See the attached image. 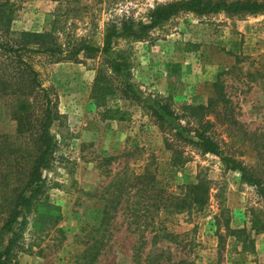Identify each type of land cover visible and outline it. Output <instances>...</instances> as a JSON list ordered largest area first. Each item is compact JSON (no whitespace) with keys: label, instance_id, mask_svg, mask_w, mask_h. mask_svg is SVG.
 <instances>
[{"label":"rangeland","instance_id":"1","mask_svg":"<svg viewBox=\"0 0 264 264\" xmlns=\"http://www.w3.org/2000/svg\"><path fill=\"white\" fill-rule=\"evenodd\" d=\"M11 1L17 7L10 23L12 38L20 37L22 31L52 29L65 44L86 40L102 46L112 24L147 22L156 6L176 0ZM114 46L129 61V81L177 113L206 104L215 95L214 83L221 74L237 123L226 125L216 119V137L226 154L247 165L259 162L256 145L264 151V11L177 12L138 38L118 37ZM23 57L53 92L58 117L52 133L59 146L43 170L45 191L27 216L14 261L77 264L88 244V232L101 223L110 182L120 175L131 182L147 168L176 195L184 192V185L208 179L209 199L200 210L152 214L150 202L132 188L109 219L107 243L93 264H132L142 234L143 257L158 250L163 258H186L193 264L264 263V232L252 231L250 221L251 207L264 212V199L239 171H226L217 156L177 139L144 100L129 99L122 89L123 76L111 71L103 57L83 52L75 59L59 61L44 53L24 52ZM0 61L9 65L4 56ZM100 86L104 89L98 90ZM17 99L0 86V229L11 198L27 180L35 148L31 135L18 131L13 116ZM34 99L30 96L32 123L40 112ZM113 107L127 110L129 119L105 118L104 110ZM208 118L213 120V115ZM132 209L136 212L131 217ZM153 226L176 236L154 243ZM240 228H246L254 241L245 252L244 233L241 239L231 233ZM220 236L223 248L219 252Z\"/></svg>","mask_w":264,"mask_h":264},{"label":"trees","instance_id":"2","mask_svg":"<svg viewBox=\"0 0 264 264\" xmlns=\"http://www.w3.org/2000/svg\"><path fill=\"white\" fill-rule=\"evenodd\" d=\"M16 9L15 3L11 0H0V56H4L10 65L0 61V86L6 93L17 95V105L13 116L17 120L18 131L22 134H30V140L35 148L34 155L30 154L32 160L26 174L27 180L19 192L11 198V206L0 229V264H21L13 260L15 246L27 224L28 214L33 210L35 211L36 205L41 201L40 198L43 196L46 186L43 170L50 166L59 146L55 135L52 133L53 122L58 117L53 92L43 85L38 71L32 66V63L23 57L24 52L48 54L57 61L75 59L82 52L90 56L99 55L103 57L111 71L123 76L122 89L129 99L144 100V103L147 104V107L162 125H170L177 139L193 144L203 153H211L217 156L226 171H239L244 182L256 187L257 192L264 199V151L256 145V155L259 162L254 165H247L232 155L226 154L222 142L216 137V119L226 125L237 123L234 118L232 100L226 93L222 75L218 74V79L214 83L215 95L206 104L188 106L189 112L177 113L166 102L155 101L151 96H145L132 81H129L127 78L129 61L124 51L114 46L118 37L138 38L177 12L194 13L195 15L216 14L225 11L229 14H256L264 11V2L256 0L171 1L156 6L150 12L147 22L124 21L120 25L112 24L102 46L86 40H77L65 44L60 42L59 36L52 29L43 32L22 31L20 37L12 38L10 23ZM261 63L262 67L264 58H262ZM97 81L99 82V77H96ZM101 89L104 87L98 88V90ZM30 96L35 97L34 100L37 99L40 109L34 123L31 120L34 101H30ZM209 115H213V120L208 118ZM104 116L107 119L126 120L129 119L130 114L127 110L113 107L106 108ZM251 141L254 140L251 138ZM132 178L130 182L128 176L120 175L114 177L108 185V197H105L101 223L88 232V244L78 255L79 262L77 264H93L97 259L101 249L107 243L106 234L110 223L109 219L125 198V193L131 192L132 188H136L137 194L140 192L145 196L148 200L147 204L150 202L149 206L152 208L150 213L152 214L153 211L167 215L178 214L191 208L200 210L209 199V180L205 178L184 185V192L179 195L169 191L156 174L147 168ZM5 179H3L4 184ZM135 212L136 210L132 209L131 217L135 215ZM152 214L151 216L154 217ZM152 219L150 220L152 221ZM250 221L252 231L255 233L264 232V212L260 208L251 207ZM152 231H154V243H157V240L161 238L173 239L176 236L173 232H164L156 226H153ZM231 233L238 235L240 239L244 233V239L241 240L244 244L243 252L254 242L246 228L231 230ZM222 241L223 236H220L219 252L223 248ZM144 246H146V240L142 234L140 243L136 245L133 252L132 264H163L164 260H167L165 264H193L186 258L177 261L163 258V252L158 250H151L149 254L143 257ZM230 264H238V262L230 261Z\"/></svg>","mask_w":264,"mask_h":264}]
</instances>
